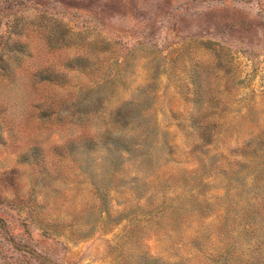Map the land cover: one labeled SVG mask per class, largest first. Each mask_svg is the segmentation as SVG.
<instances>
[{"label": "rangeland", "instance_id": "rangeland-1", "mask_svg": "<svg viewBox=\"0 0 264 264\" xmlns=\"http://www.w3.org/2000/svg\"><path fill=\"white\" fill-rule=\"evenodd\" d=\"M221 262L264 264V0H0V264Z\"/></svg>", "mask_w": 264, "mask_h": 264}, {"label": "trees", "instance_id": "trees-1", "mask_svg": "<svg viewBox=\"0 0 264 264\" xmlns=\"http://www.w3.org/2000/svg\"><path fill=\"white\" fill-rule=\"evenodd\" d=\"M230 253H232V252H229V250L226 252V254H230ZM221 257L223 258V259H226V257H228L227 255H221ZM227 262H221V264H226Z\"/></svg>", "mask_w": 264, "mask_h": 264}]
</instances>
